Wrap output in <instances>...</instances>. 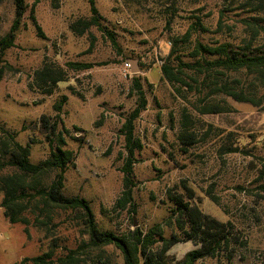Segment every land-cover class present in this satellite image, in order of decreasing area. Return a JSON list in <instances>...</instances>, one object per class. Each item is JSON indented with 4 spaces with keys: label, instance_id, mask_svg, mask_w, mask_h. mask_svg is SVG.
I'll use <instances>...</instances> for the list:
<instances>
[{
    "label": "rangeland",
    "instance_id": "1",
    "mask_svg": "<svg viewBox=\"0 0 264 264\" xmlns=\"http://www.w3.org/2000/svg\"><path fill=\"white\" fill-rule=\"evenodd\" d=\"M94 2L100 26L80 34L71 26L90 18L87 0H26L13 46L0 54V137L4 131L6 140L28 145L31 163L44 160L61 137L62 148L75 154L74 165L64 174L63 195L85 199L101 231L122 235L163 226L172 208L170 197L186 200L192 195L191 202L204 215L225 225L228 238L214 257L195 264H264V85L245 72L200 75L184 70L181 82L173 84L160 74L176 39L173 58L184 62L190 61L197 41L248 45L264 52V33L243 24L253 16L247 0ZM13 18L11 0H0V40ZM197 20L204 32L191 29ZM189 31L188 42L180 43ZM106 32L113 34L115 45ZM68 62L90 63L92 68L75 71L67 68ZM49 65L62 69L65 80L45 94L49 80L40 81L36 75ZM135 79L146 106L133 122V138L140 144L132 164L133 206L121 209L117 201L128 157L123 125L139 102ZM214 83L242 89L263 103L254 107L213 93ZM62 97L66 100L55 112L53 105ZM207 110L211 113H204ZM42 117L48 121L46 129ZM13 172L5 168L0 175ZM53 176L45 174L42 184L48 185ZM25 215L33 222L35 215ZM9 227L0 210V264H19L53 244L50 264H58L55 260L65 249L74 250L88 240L76 220L63 212L54 211L47 226L31 223L28 237L23 226ZM164 231L165 237L177 231L174 220ZM183 237L167 252V264L198 247ZM78 260L123 264L113 246L84 248Z\"/></svg>",
    "mask_w": 264,
    "mask_h": 264
},
{
    "label": "trees",
    "instance_id": "2",
    "mask_svg": "<svg viewBox=\"0 0 264 264\" xmlns=\"http://www.w3.org/2000/svg\"><path fill=\"white\" fill-rule=\"evenodd\" d=\"M90 10L89 19H79L71 26V30L77 33H84L91 26H100L101 17L95 6L94 0H87ZM14 9V18L8 34L0 40V54L13 46L16 31L21 25V20L26 13V0H11ZM247 6L251 8L253 16L243 19L245 26H257L259 31L264 33V22L261 14L264 15V0H247ZM34 21V18L31 17ZM191 29L204 32L201 22L191 25ZM193 26H197L194 28ZM38 35L41 31L36 26ZM110 42L115 45L116 41L112 33L106 32ZM189 33H186L180 43L188 42ZM178 40L173 41V48L168 57L160 67L161 78L171 84L181 82L182 72L188 70L198 72V74H210L214 72L240 73L245 72L253 75L264 85V52L251 49L250 46L233 47L230 43L207 45L197 41L192 49L190 61L184 62L178 56L173 58ZM1 60V59H0ZM1 62V61H0ZM67 68L75 71L89 70L92 68L90 63H66ZM40 81L49 80L45 94H51L53 88L65 80V74L60 68H53L52 65L45 66L36 75ZM138 99L137 107L130 114L128 120L123 125L125 136V147L128 157L123 167V191L117 201V206L124 209L125 206L132 204V164L134 152L140 149V144L133 138V122L139 113L145 109L146 100L143 91L134 80ZM213 93H221L236 102L250 103L258 107L263 103L261 99H253L239 88L231 85H217L212 87ZM66 97L53 105V110L59 112L64 104ZM204 113H211L207 110ZM43 129L48 126L45 117L40 119ZM53 131L55 124L50 127ZM0 137V172L5 168L14 169L9 175H0V193L2 199L0 208L3 216L11 225L18 224L23 226V233L28 237V226H47L54 211L63 212L71 215L77 225L82 227L88 240L74 250L65 249L63 256L57 257L55 262L58 264H78V254L82 249L102 250L104 247L113 246L122 256L123 264H167V252L169 249L180 242V236L185 240H194L198 247L186 253L182 259L173 261L172 264H195L197 261L206 257H214L220 245L228 243L227 235L223 234L225 225L215 219L204 215L198 206L191 202L192 195L185 200L184 197L171 196L169 201L172 208L170 214L165 219L163 226L171 224L172 220L176 223V232L165 237L162 224H155L146 231L135 228L126 234L116 235L112 232L101 231L94 220L93 213L88 202L79 197H65L63 195L64 174L69 166H73L75 154L73 151L65 150L64 140L60 137L57 141L55 150H50L48 156L38 163H31L29 160V146L21 145L3 131ZM53 143V142H52ZM47 173H54L50 183L46 186L42 184V177ZM133 206V205H131ZM25 213L35 215L33 222H30ZM158 244L160 246L158 247ZM55 245L38 256L23 258L19 264L30 262L31 264H50L53 262ZM103 264V263H98Z\"/></svg>",
    "mask_w": 264,
    "mask_h": 264
},
{
    "label": "crops",
    "instance_id": "3",
    "mask_svg": "<svg viewBox=\"0 0 264 264\" xmlns=\"http://www.w3.org/2000/svg\"><path fill=\"white\" fill-rule=\"evenodd\" d=\"M0 210H1V212H2V215H3V211H2V209L0 208ZM4 217V216H3ZM5 218V217H4ZM6 219V218H5ZM7 220V219H6ZM8 222V221H7ZM8 224L10 225V227L9 228H11V224L8 222ZM22 233H23V231H22Z\"/></svg>",
    "mask_w": 264,
    "mask_h": 264
},
{
    "label": "built area",
    "instance_id": "4",
    "mask_svg": "<svg viewBox=\"0 0 264 264\" xmlns=\"http://www.w3.org/2000/svg\"><path fill=\"white\" fill-rule=\"evenodd\" d=\"M126 67L129 68V67H130V64L128 63V64L126 65Z\"/></svg>",
    "mask_w": 264,
    "mask_h": 264
},
{
    "label": "water",
    "instance_id": "5",
    "mask_svg": "<svg viewBox=\"0 0 264 264\" xmlns=\"http://www.w3.org/2000/svg\"><path fill=\"white\" fill-rule=\"evenodd\" d=\"M135 225V224H134Z\"/></svg>",
    "mask_w": 264,
    "mask_h": 264
}]
</instances>
